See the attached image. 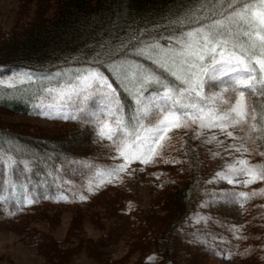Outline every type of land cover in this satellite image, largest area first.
<instances>
[{
    "label": "snow or ice",
    "instance_id": "snow-or-ice-1",
    "mask_svg": "<svg viewBox=\"0 0 264 264\" xmlns=\"http://www.w3.org/2000/svg\"><path fill=\"white\" fill-rule=\"evenodd\" d=\"M159 2L161 7L144 10L140 24L115 36L89 32L86 21L60 49L63 64L44 71L6 69L11 74L0 85L14 90L8 92L13 101L30 104L28 115L76 123L80 136L102 145L112 161L105 167L96 158L70 157L71 149L38 155L23 148L11 129L0 130V145L15 146L0 151V193H6L0 194V205L8 217L26 214L43 201L87 203L109 188H120L126 175L185 164L170 157L183 136L240 154L214 173L234 187L205 191L208 199L201 197V211L188 218L190 225L211 224L213 211L243 209L250 199L264 196V188L236 187L264 182V163L252 162L264 157V0ZM73 143L79 146L80 140L74 137ZM42 162L51 170L33 183L34 169ZM76 173L87 182L76 185L64 178ZM155 179L162 180V174ZM230 231L236 241L252 238L243 234V225ZM209 235L203 228L183 233L191 247H201ZM257 251L264 253V241L259 248H213L214 255L233 264Z\"/></svg>",
    "mask_w": 264,
    "mask_h": 264
},
{
    "label": "trees",
    "instance_id": "trees-1",
    "mask_svg": "<svg viewBox=\"0 0 264 264\" xmlns=\"http://www.w3.org/2000/svg\"><path fill=\"white\" fill-rule=\"evenodd\" d=\"M21 1L20 19L9 30H0V80L3 81H7V76L11 74L6 69L44 71L55 64H63L64 53L60 49L65 48V42L72 34L83 30L86 21L90 22L89 32L103 36L107 31L115 36L140 24L146 8L162 6L159 0ZM29 5H35L34 14L30 18L27 15ZM50 11L51 16L47 17ZM8 92L4 85H0V117H29L27 113L30 111V104L22 100L13 101ZM125 101L130 105L126 96ZM131 113L130 105L128 114ZM45 122L52 126L46 129L29 124L7 123V120L0 119V130L11 129L19 137L20 145L31 153L54 156L62 149H71L66 153L70 157L74 155L77 159L86 160L96 158L97 163L105 167L110 164L105 148L80 136L76 123ZM74 137L80 140L79 146L73 143ZM14 148V145H0V151H13ZM170 157L187 163L145 169L150 174V199L146 205L135 203L131 193L122 186L109 188L83 204L43 201L27 210L26 214L15 218L8 217L0 205V231L11 232L23 244L35 247L46 264H70L83 250L98 264H124L130 254H138L142 264L149 255L155 256L156 264H211L212 260L233 264L214 255L213 248L219 245L226 250L234 244H239L241 248H259L261 241H264V196L260 195L247 201L243 209L229 206L213 211V222L201 228L212 235L222 236L223 240H216L214 243L212 235H209L201 247L189 246L183 233H191L196 228L187 224L188 217L202 200L201 197L208 199L204 192L213 191L205 189L208 176L203 170L210 155L208 149L199 145L197 140L183 136L177 143L176 150L170 152ZM252 162L264 163V157L256 156ZM50 170V166L42 162L34 169L37 175L33 183L44 179V173ZM161 174L162 180L155 179ZM64 178L71 179L76 185L87 182L79 173ZM48 183L51 187H56L52 185L51 177L48 178ZM162 183L164 187H161ZM194 187L196 191L193 190ZM261 188H264V182L247 188L237 187V190L258 191ZM16 194L19 195V192ZM63 212L69 213L71 220L64 237L58 240L51 230L57 226ZM38 224L46 225V230L37 228ZM86 225L95 228L100 233L99 237L88 238L85 235ZM241 225L244 226L243 234L252 237L251 239H234L230 229ZM257 237L260 239H256ZM123 242L127 245L128 254L110 260L107 249ZM262 257L264 253L257 251L246 259H236L234 264H264Z\"/></svg>",
    "mask_w": 264,
    "mask_h": 264
},
{
    "label": "rangeland",
    "instance_id": "rangeland-1",
    "mask_svg": "<svg viewBox=\"0 0 264 264\" xmlns=\"http://www.w3.org/2000/svg\"><path fill=\"white\" fill-rule=\"evenodd\" d=\"M22 1L21 0H0V30H9L14 26V24L20 19V15L22 13ZM35 11V5L28 6V18H30ZM51 16V11L47 14V17ZM23 17V16H22ZM8 79V76H7ZM35 90L34 87L32 89ZM14 91V90H8ZM0 119L7 120V123H21V124H29L35 127H44L49 129L52 124L49 122L41 121L32 116H8L7 117H0ZM220 139H225L222 135ZM200 145V142L197 141ZM226 143L231 144L233 143L231 140H227ZM205 149H208L210 158L208 157L209 161L204 166L203 170L208 176V179H212V184L206 185V190H219L221 188H232L233 185H228L226 181L217 180L214 176L216 171H223L225 166L229 163H232L235 159L240 158V154L238 153H231L225 152L223 148H216V146L208 145L203 146ZM214 152H219V155H213ZM112 163V161H110ZM135 167L139 168L142 166L136 165ZM147 170L143 172L137 171L135 175L124 177L125 183L122 187L131 193L132 200L135 203L146 205L150 199V189H149V182L150 176ZM240 187V186H236ZM203 200H207L204 198ZM201 200L197 206L192 211L189 217H192L196 212H200V203L203 202ZM204 214V213H202ZM188 217V218H189ZM71 220V216L69 213L63 212L60 216L59 223L55 228L51 230L52 235L54 238L60 240L64 237L69 222ZM187 224L192 228H201L205 225H190L188 220ZM87 226V231L85 235L88 238L96 239L99 237L100 233L95 228H90L89 225ZM37 228L46 230V225L38 224L36 225ZM126 243H120L115 247L107 249L109 253L110 260L119 259L128 254ZM138 254H130V256L126 257V261L124 264H142L138 259ZM143 264H156L155 256L149 255L147 256ZM211 264H230L226 262H220L217 260H212ZM0 264H46L44 260L38 255L37 250L35 247H30L23 244L18 236L15 234L8 232V231H0ZM70 264H98L94 260H92L86 252L83 250L78 257L73 259Z\"/></svg>",
    "mask_w": 264,
    "mask_h": 264
}]
</instances>
